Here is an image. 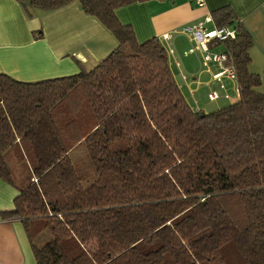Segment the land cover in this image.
Returning a JSON list of instances; mask_svg holds the SVG:
<instances>
[{
  "label": "trees",
  "instance_id": "trees-1",
  "mask_svg": "<svg viewBox=\"0 0 264 264\" xmlns=\"http://www.w3.org/2000/svg\"><path fill=\"white\" fill-rule=\"evenodd\" d=\"M73 1L116 46L72 75L26 82L0 73V179L18 191L0 218L22 223L36 264H264V93L233 8L211 16L235 30L218 45L239 98L205 113L184 99L161 40L138 42L116 17L148 0L22 7L31 15ZM79 146L95 176L87 185L70 157ZM8 150L28 165L22 186Z\"/></svg>",
  "mask_w": 264,
  "mask_h": 264
},
{
  "label": "crops",
  "instance_id": "crops-1",
  "mask_svg": "<svg viewBox=\"0 0 264 264\" xmlns=\"http://www.w3.org/2000/svg\"><path fill=\"white\" fill-rule=\"evenodd\" d=\"M27 1L0 0V73L26 82L72 75L91 68L116 46L110 31L85 14L76 1L55 10H33L31 15L22 7ZM224 5L233 8L249 32L254 41L250 51L253 57L264 54V0H203L201 6L196 0H148L115 11L121 23L132 27L138 42L153 36L161 40L184 99L193 110L205 113L237 101V84L226 75L216 79L220 64H204L203 53L195 48L192 36L180 29ZM213 26L208 24V28ZM210 50L223 52V46L214 43ZM213 92L216 98L210 99ZM12 154L8 150L5 155L11 158L17 185L22 186L29 177L28 165L16 162ZM17 193L15 187L0 179V212L13 208ZM0 264H36L24 227L17 219L0 218Z\"/></svg>",
  "mask_w": 264,
  "mask_h": 264
},
{
  "label": "built area",
  "instance_id": "built-area-1",
  "mask_svg": "<svg viewBox=\"0 0 264 264\" xmlns=\"http://www.w3.org/2000/svg\"><path fill=\"white\" fill-rule=\"evenodd\" d=\"M198 6L203 5V0H196ZM213 19L210 14L205 15L201 20L191 24L184 25L181 27L180 31L183 33L190 34L195 42V48L199 49L203 53V63L206 64L209 61L216 62L220 64L221 71L215 76L219 79L220 76L226 75L228 78L235 80V71L232 66H225L223 60L225 59V54L223 52L212 53L210 46L214 43L223 42L228 39H233L235 37V30L231 27H218L213 26L208 28V24H212ZM164 39L167 38L166 35L163 36ZM238 92V87L236 86ZM210 99H215L216 94L213 92L209 95Z\"/></svg>",
  "mask_w": 264,
  "mask_h": 264
},
{
  "label": "rangeland",
  "instance_id": "rangeland-1",
  "mask_svg": "<svg viewBox=\"0 0 264 264\" xmlns=\"http://www.w3.org/2000/svg\"><path fill=\"white\" fill-rule=\"evenodd\" d=\"M219 46V45H218ZM254 47V41L253 46ZM251 48V52H252ZM250 52L251 59H253V64L251 61V66H249V70L253 73H257L260 75L261 81L260 85L256 87V90L260 93H264V54H258L253 57V54ZM262 59V60H260ZM70 157L76 167L79 169V172L81 173H87L85 180H83V184L87 185L90 183L95 176L93 175V169L92 165L90 163L89 158L87 157L86 149L84 146H79L77 149H75L73 152H71ZM47 232V231H46ZM46 235L49 236V233H44V235H41L39 239L37 240L38 245H42L47 239L45 237Z\"/></svg>",
  "mask_w": 264,
  "mask_h": 264
}]
</instances>
